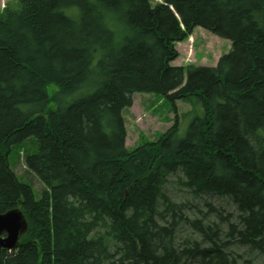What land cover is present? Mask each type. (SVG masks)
I'll return each mask as SVG.
<instances>
[{
	"label": "trees",
	"instance_id": "16d2710c",
	"mask_svg": "<svg viewBox=\"0 0 264 264\" xmlns=\"http://www.w3.org/2000/svg\"><path fill=\"white\" fill-rule=\"evenodd\" d=\"M20 3L0 15V213L20 209L29 226L0 264H257L232 245L264 261V0ZM198 27L231 51L215 67L172 65ZM136 93L189 105L186 131L176 116L129 151L123 110ZM30 138L39 199L9 163ZM177 172L236 218L188 214L164 193ZM186 226L198 239L177 243Z\"/></svg>",
	"mask_w": 264,
	"mask_h": 264
},
{
	"label": "rangeland",
	"instance_id": "374dc122",
	"mask_svg": "<svg viewBox=\"0 0 264 264\" xmlns=\"http://www.w3.org/2000/svg\"><path fill=\"white\" fill-rule=\"evenodd\" d=\"M163 2V0H161ZM151 5L155 6L159 0H150ZM11 10H20V0H10ZM1 14V13H0ZM192 41L177 44L179 58L173 63L175 66H208L215 67L224 54L231 51L232 43L227 39H222L213 33L202 28H196ZM58 86L50 84L47 87L48 95L51 99L49 108L55 109L53 100ZM133 106L123 111L125 126L127 129L126 147L129 151L143 146L147 142L157 141L160 136L165 134L174 123L175 108L168 97L158 93H136L133 95ZM178 113L182 114L190 109L189 105L177 102ZM191 118L186 117L182 120V132L184 133L190 123ZM39 151V143L36 138H30L21 144L12 147L9 153V163L11 168L18 175L21 182L32 186L36 199H39L45 186L41 180L31 172L25 165L29 155ZM186 181L182 172L172 174L168 178L164 193L176 203L186 204L190 210L188 214L193 217H202L205 214L212 216L213 220L218 221L215 211L223 212L224 217L231 216L235 219L236 208L226 199L209 197H195L190 190L183 185ZM212 205L214 210L208 205ZM216 209V210H215ZM184 226V225H183ZM187 237L198 238L195 233L186 227L180 229L177 243L187 239ZM180 241V242H179ZM230 251L242 255L246 259H255L257 264H264V261L257 253L250 252L247 248L240 245H232Z\"/></svg>",
	"mask_w": 264,
	"mask_h": 264
},
{
	"label": "water",
	"instance_id": "95a60500",
	"mask_svg": "<svg viewBox=\"0 0 264 264\" xmlns=\"http://www.w3.org/2000/svg\"><path fill=\"white\" fill-rule=\"evenodd\" d=\"M28 226L26 217L20 209L0 213V248L10 252L18 250Z\"/></svg>",
	"mask_w": 264,
	"mask_h": 264
},
{
	"label": "bare ground",
	"instance_id": "6f19581e",
	"mask_svg": "<svg viewBox=\"0 0 264 264\" xmlns=\"http://www.w3.org/2000/svg\"><path fill=\"white\" fill-rule=\"evenodd\" d=\"M171 9L174 11V13H176L175 10H174V8H173L172 6H171ZM176 16L178 17L177 14H176ZM198 28H199V27H198ZM202 29H203V28H202ZM195 30H196V29H195ZM195 30H194L193 33L187 38L188 41H192L191 38H192V36H193ZM185 41H186V40H185ZM185 41H182V42H185ZM182 42H177V43L175 44V49H176L177 51H178V49H177V47H178L177 44L182 43ZM178 52H179V51H178ZM174 62H175V61H174ZM174 62H173V63H174ZM173 63H172V65H174ZM174 66H175V65H174ZM176 105H177V103H176ZM189 107H190V106H189ZM178 109H179V108L177 107V111L175 110L174 122H175L176 116H178V117L181 118V123H182V120L184 119V118H182V116H183V114H184L185 112H187V111L183 112L182 114H179V113H178ZM123 111H124V110H123ZM173 125H174V123H173ZM173 125H172V126H173ZM172 126H171V127H172ZM171 127H170V128H171ZM126 140H127V139H126ZM25 165H26V164H25ZM170 176H171V175H170ZM168 178H169V177H168ZM41 182H42V181H41ZM42 183H43V182H42ZM31 187H32V186H31ZM42 191H43V190H42ZM26 220H27V219H26ZM28 225H29V224H28ZM195 239H196V238H195ZM197 239H198V238H197Z\"/></svg>",
	"mask_w": 264,
	"mask_h": 264
},
{
	"label": "crops",
	"instance_id": "0c3cea01",
	"mask_svg": "<svg viewBox=\"0 0 264 264\" xmlns=\"http://www.w3.org/2000/svg\"><path fill=\"white\" fill-rule=\"evenodd\" d=\"M9 3H10V0H0V13L1 14H3V12L6 11L7 9H10Z\"/></svg>",
	"mask_w": 264,
	"mask_h": 264
}]
</instances>
